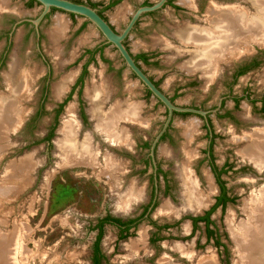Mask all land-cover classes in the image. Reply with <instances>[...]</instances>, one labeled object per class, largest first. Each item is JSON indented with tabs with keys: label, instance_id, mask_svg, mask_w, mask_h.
Wrapping results in <instances>:
<instances>
[{
	"label": "rangeland",
	"instance_id": "374dc122",
	"mask_svg": "<svg viewBox=\"0 0 264 264\" xmlns=\"http://www.w3.org/2000/svg\"><path fill=\"white\" fill-rule=\"evenodd\" d=\"M5 1L18 17L35 19L41 10L35 2L27 5L26 0ZM72 1L97 6L95 8L102 12L101 15L112 28L120 32L137 7L147 3L152 4L157 0ZM184 1L186 0H171V3L162 10L144 15L125 41V45L134 56L142 54L147 57V64L138 61L146 75L176 105L208 109L213 107L217 98L228 89L227 85L231 81L233 70L255 59L257 62L255 67L237 78L232 85V94L241 96L247 93L251 99L264 95V40H250V43L247 42V52L243 50L241 55L231 57L224 62L218 63L226 54H218L214 51L215 54L212 53L208 57L210 64L203 68L211 69V73L216 69L217 73L214 71L210 81L209 79L207 81L204 69L189 72L185 67L191 62L196 63L198 58L205 59L206 56L203 53L206 47L187 43L180 38L181 32L185 29H210L206 16L209 6L223 10L240 9L242 15L254 18L257 5L252 0L251 3L248 0H188L191 4L187 6ZM109 3L114 4L107 8ZM57 19L65 22L66 26L64 37L56 43L51 40L49 34L54 29ZM0 27L5 29L6 25L0 24ZM26 30L25 26L16 29L7 59L5 58L4 64L0 67V94L6 91L3 74L8 71L10 63L14 62L21 69L30 68L35 72L34 83L29 88L30 97L20 102V106L26 111L21 126L7 132L6 139L0 141V189L8 187L9 190L7 196L0 195V235L13 233L16 229L15 236L19 238L17 240L15 238L18 249L15 254L10 252L9 243L2 242L5 238H0V264H3L4 260L10 264L8 262L14 261L13 259H15L13 263L16 264H90V245L94 233L89 227L104 213L105 208H108L111 213L121 215H125L123 211L128 210L127 213L130 214L137 212L149 197L152 170L147 163L133 165L125 160L126 165L123 164V168L125 166L127 169L120 182L121 191H125L131 183H135L139 189H143L145 197H142L141 201L132 203L127 210H120L116 204L117 199L110 193L105 176L98 175L100 173L83 165H66L65 167L54 146L59 136L55 133L59 130L69 107L73 108L74 118L79 126L78 102L75 93L57 118L51 146H46L45 135L55 124V107L58 101L67 97L73 81L79 75L80 68L87 59L84 51L93 50L96 47L102 49V56L96 54L95 62L87 68L88 73L82 85L84 94L87 86L105 82L109 85L110 91L113 86L120 90L121 102L127 101L140 105V114L147 122V126L146 123L143 126H130L132 144L140 143L143 139L150 142L165 120L166 112L151 96H147L143 86L125 68L115 49L104 44V39L90 24L80 17L51 11L40 26L42 39L39 47L51 67V75L47 83L48 93L43 102V112L37 115L46 84L47 69L36 50L34 36L30 34L24 38ZM4 42V39H0V53ZM214 43V41L208 43V48L215 46ZM228 52L232 51L228 50ZM67 77L72 78L71 82L67 83L61 95L55 94L56 87L58 88L61 81ZM213 79L215 80L212 82ZM82 100L86 108L85 96H82ZM225 107L231 110L232 102L227 100ZM258 107V103L247 104L240 99L238 107L231 110L233 120L212 116V129L215 133L212 145L213 160L218 168L224 162H228L231 166L222 179L232 202L228 203L223 210L218 208L212 213L211 219L217 227H209V229L214 232L216 230L212 236L219 237L226 251L222 247L215 246L213 241L207 240V230L202 224L198 227L187 226L189 214L185 213L200 212L209 207L218 195V187L213 183L205 161L204 149L207 140L202 120L193 115H174L169 131L170 138L160 142L156 151V161L162 174L159 182L160 195L150 217L158 225L175 223V227L162 231L164 241L159 244L162 249L159 247L155 258H142L144 255L141 251L149 254L145 247L147 236L145 228L150 229L147 222L144 221L139 225L129 241L124 240L119 244L114 240L116 231L106 229L102 237L101 249L107 261L102 264H158L162 258H167L175 264H198L202 258H212L216 264L235 263L237 253L226 220L231 213V215L234 214L236 223L241 221L243 215L240 208L243 201L250 197L252 192H257L264 186V175L259 174L264 170L259 172L252 163L241 157L239 153L245 142L235 143V138L255 130H264V116L259 114ZM188 125L194 127L192 140L187 146L193 154L190 160L193 176L198 180L201 190L207 191L208 177L213 186L208 205L198 211L181 209V182H179L177 169L186 159V139L183 133ZM146 153V150L139 149L131 152L137 162L142 161ZM25 158H29L27 160L31 163L24 172L20 173L18 167ZM248 162L259 173H256ZM166 181L169 191L167 195H163L161 190ZM166 202L178 209L177 215L169 217L158 213ZM141 231L144 232L143 245L138 244L136 257L133 260L129 259L125 245L140 239ZM180 248L184 249V253L191 255L192 259L189 260L188 254L185 255Z\"/></svg>",
	"mask_w": 264,
	"mask_h": 264
},
{
	"label": "bare ground",
	"instance_id": "6f19581e",
	"mask_svg": "<svg viewBox=\"0 0 264 264\" xmlns=\"http://www.w3.org/2000/svg\"><path fill=\"white\" fill-rule=\"evenodd\" d=\"M252 1L257 5L256 17L254 18H250L249 16V18H247L245 15H242L239 11L240 9L223 10L215 6H209L210 9L208 8L209 10L206 16L210 29L197 30L183 28L185 30L180 34L182 41L199 44L200 46L204 45L206 47V51L203 53V55L206 56L205 59L198 58L196 61L198 65L194 61L185 66L189 72L201 71L204 69V75L207 81L208 79L210 81L212 73L214 71L217 73L216 69L211 73V69H205L203 67L210 64L208 57L212 55V53L215 54L214 51H217L218 54H226L221 57L222 60L218 61V63L220 61L224 62L231 57L241 55L243 50L247 52V42L250 43V40H264V0ZM248 2L251 3V0H248ZM184 3L188 6L189 3L191 4V1L186 0ZM5 8H8L7 1L0 0V13H2ZM65 26V22L61 19H57L54 29L49 34L53 42L57 43L64 37ZM211 41L215 42V46L208 48L207 45ZM228 50L232 52H228ZM34 79L35 72L32 71V69H21L14 62L13 64L10 63L8 71L3 74V83L6 91L0 94V141L6 139L7 132L18 128L19 125L21 126L26 111L20 106V102L23 99H29V88L33 85ZM71 79V77H67L62 80L58 88L56 87V91L54 90L55 94L62 93L67 83L71 82ZM109 95L110 87L105 82L100 85L93 83L87 86L84 96L88 103V114L92 120H94L97 130L103 133L107 140L111 143H119L120 145L130 147V132L123 124L143 126L146 123L147 126V122L141 117L140 105L137 103H129L127 101L116 102L115 105H112L111 108L105 111L103 107ZM73 113V108L69 107L57 131L59 136L55 141V147L58 157H60L62 164H65V167L66 165H83L100 173L98 175L105 176L112 197L117 199L116 204L118 209L127 210L132 203L142 199L143 189L141 190L135 183H131L125 191H121V180L119 175L121 176V174L124 173L123 164L115 161L114 158L112 159L108 154L104 156L103 165L98 161L97 155L99 152H96L98 147H94L91 137L89 138V136H86L81 141L78 140L79 126ZM120 124H122V126ZM193 133V126L188 125L185 127L183 135L186 139V159L177 169L179 182H181V209L185 211H198L207 206L209 203V195H211L213 191V186L209 177L207 179V191L205 192L200 189L199 182L194 178L193 172L191 171L190 160L193 154L187 146L192 140ZM241 141L245 142L244 147L239 153L241 157L252 163L259 172L263 171L264 130H255L250 133H245L242 137L235 138V143H240ZM27 159L29 158H25L23 159L24 161L22 160V162H20V167H18L20 173L24 172V169L29 167L31 161ZM11 191L12 190H10V192ZM8 192V187L7 189H0L1 196H7ZM240 211L243 215V219L238 221V223H236L237 221L235 222L234 214L231 215V213L226 220L228 231L232 237L231 239L235 252L237 253V260H235L234 264H264V186L259 191L252 192L250 197L243 201ZM158 213L160 215L166 214L170 217L177 215L178 209L166 202L158 210ZM15 230L13 233L0 235L1 239L5 238L2 242L10 244V252L13 254L18 251L15 241V238L17 240L18 237L15 236ZM140 234V239L134 242L132 241L130 245H125L129 259L133 260L136 257L138 244L143 245L144 232L141 231ZM18 243L19 242H17V244ZM181 250L184 253V249L180 248V251ZM184 254L187 255L188 253ZM187 257H189V260L192 259V256L189 254ZM10 259L12 258L10 257ZM13 260L15 261V259ZM14 261L8 263L16 264L13 263ZM4 263L7 264V261L4 260L3 264ZM158 264L175 263H172V261L170 262L167 258H162L159 260ZM198 264L216 263L212 258H202L201 262Z\"/></svg>",
	"mask_w": 264,
	"mask_h": 264
},
{
	"label": "flooded vegetation",
	"instance_id": "af4514ba",
	"mask_svg": "<svg viewBox=\"0 0 264 264\" xmlns=\"http://www.w3.org/2000/svg\"><path fill=\"white\" fill-rule=\"evenodd\" d=\"M31 3H34V1L26 0L27 5H29ZM170 3H171V0H169L166 5H169ZM143 5H150V4L147 3V4H143ZM95 7H97V6H95ZM52 11H56V10H52ZM99 13L102 14L101 11ZM150 14H152V13H150ZM147 15H149V14H147ZM47 17L48 16H46V18ZM24 19L26 20V19H31V18L16 16L14 14V12L12 10H10L9 6L2 13H0V24L6 25L5 29H3V27H0V39H4V41H5L2 52L0 53V67L4 64L5 58L7 59V55L9 53L11 45H12V37H13V35H14V33L18 27L25 26L27 28V30H26L24 38H26L28 35L32 34L34 36V39H35L34 42L36 43L37 36H36L35 30H34V26L31 23L26 22V21L19 23L15 27V30L12 33V36L11 37L9 36V34L11 33L12 28L15 26V24L18 21L24 20ZM41 24L39 25V42L38 43H40V40L42 39V34L40 31ZM36 50H37V48H36ZM84 53L87 56V59H86L85 63H83V65L81 66L79 75L73 81L71 88L68 91L67 97H65L63 100L57 102V106L55 107V110H54L55 124L51 129H49V131L45 135L46 146L47 147L51 146V144H52L51 138L53 137V134L55 133L54 131H55L57 118H58L59 114L61 113L65 104L69 101V99L75 93L77 96L76 98H77V102H78V119L80 122V123L78 122L79 126H80L78 140L81 141L86 136H89V138L91 137L92 144H94V147H96V148L98 147V149H99V150L97 149L96 152L97 153L99 152V154L97 155V158L101 164L103 163L104 156H107V154H108L112 159L114 158L115 161L121 162L124 165H126V162H125V160H126L128 162V164L134 165L137 163H144V164L147 163L151 166V170H152L151 178H150L151 188H150V192H149V197L147 198V200L144 203H142L143 205L140 206V208L137 210V212L130 214V213H127L129 211L128 210V211H123L124 213H126L125 215H121V214L111 213L108 208H105L104 213L102 215H100L99 217H97L96 220L89 227L91 232L94 233L93 237L91 238V245H90V264H95V263L102 264V263L107 261V259H106L107 257L105 256V254L103 253V251L101 249L102 237H103V234H104L106 229H112V230L116 231L114 240L117 244H119L121 241H124V240L129 241L130 238L132 237V235L137 231V228L139 227V225L141 223H143L144 221L147 222L149 225L148 227H150V229L147 227L145 228L146 233H147L146 240H145V242H146L145 247H146V251H148L149 254H145L144 251H141L142 254L144 255L142 258H144V257L155 258V257H157L159 249L160 248L162 249V247H160V245H159L161 242L164 241L162 231L163 230L168 231L170 227H175V223H164L162 225H158L150 217L152 211L156 207L157 200H158V197L160 195L159 182H160V175L162 174L160 166L158 165V163L156 161V151H157V148H158L160 142L170 138L169 131H170L171 127L161 137L159 143L155 147L154 158H155L156 167H157V170H156V181L157 182L155 185L153 163H152L151 157L149 156L150 145H151V142L154 139V137L150 140V142H147L146 140L143 139L142 142H140V143H133V144L131 143L130 147H127L126 145H120L119 143H111L109 140H107V138L105 137V135L103 133H101L97 130V128L95 127L94 120H92L91 118H90L91 120L89 119L90 115L86 111V108L88 110V106H87V104H85V106H86V108H85L84 102L82 100V96H83L82 92L84 90V88L82 89V85L84 82V77L88 73V69H87L88 66L91 63L95 62V60H96L95 55L96 54H100V56H102V49L100 47H96L93 50H86V51H84ZM39 56H40V54H39ZM40 58H41V56H40ZM134 58H135V56H134ZM42 62H43V64H45V66H47V62H45L43 60H42ZM136 62H138V61H136ZM256 63H257L256 60L252 59L248 63H244L240 66H237L236 69L233 70V73L231 75V77H232L231 81L227 85L228 89L226 90V92L224 94H222L221 96H219L217 98L216 103L213 107L206 109V108H202V107H196V106L192 107L191 106V108L201 109L204 111L215 110L218 108L219 99H221L220 107L218 108V111L215 114L208 113L206 115V120L200 116H196L202 120L204 129L206 131L207 145H206V148L204 149L205 161L207 162V165H208V169L210 172L209 175L211 176L213 183H215L218 187V195H216L214 201H212V203L206 209H203L202 211L195 212V213L194 212H186L185 214H187V215L189 214L187 216L189 219V223L187 224V226L188 227H198L199 224H202L204 227H206V230H207V240L213 241V244L215 246L222 247V249L225 251H226L225 245L220 242L219 237L212 236L216 232V230L214 232L211 229H209V227H217L216 224L211 219L212 213L215 210H217L218 208L223 210L224 207L228 203L232 202L228 196L227 189L224 186V182L222 179V176L228 173L231 166L228 162H224L223 165L220 168H218L217 165L214 163L213 154H212V145H213V142L215 139V133L212 129V118L213 117H215V118L223 117V118H226L229 120H233L231 110H235L238 107V103H239L240 99L244 100V102L247 104L256 105L258 103L259 104V107H258L259 108V114L264 116V95H262L261 97H258V98L251 99L247 93H243L241 96L233 95L232 89H231V87L235 83L236 79L239 78L240 76H242L243 74H245L246 72H248L249 70H251L252 68H254ZM110 68L111 67L108 64V69H110ZM50 75H51V67H50V71L49 72L47 71V74L45 76L46 84L44 85V90H43L44 92H43L42 100H41L42 102H41L40 107L36 113L37 115H40L43 112V109H42L43 108V102L46 99V95L48 93L47 83L50 79ZM214 80L215 79H213L212 82ZM155 85L158 87V85L156 83H155ZM144 92L147 94V96H151V94L145 88H144ZM227 100H230L232 102L233 107L231 108V110L226 109V107H225V103ZM121 101H122V98H120V90L116 89L113 86L112 90L110 91L109 98L105 101L106 104L104 103L105 106L103 108L105 111H107L109 108L112 107V105H115L116 102L119 103ZM158 104H159V102H158ZM108 105H110V106H108ZM159 105H161V104H159ZM140 112H141V110H140ZM174 115H191V114H174ZM193 116H195V115H193ZM120 125L122 126V124H120ZM123 126L128 128V130L130 132V126L131 125L123 124ZM85 131H87V133H84ZM129 135H130V133H129ZM130 140H131V138H130ZM134 149L146 150L147 151L146 157L142 161L137 162V160H135V157L133 156V154H131L132 150H134ZM250 165L256 173H259L257 171L258 170L257 168H256L257 169L256 170L252 164H250ZM126 169L127 168L124 166V173L126 172L125 171ZM259 174L264 175V172H261ZM119 177L121 180L120 182H122V180L124 178V174L122 173L121 176L119 175ZM222 188L224 189V194H223ZM156 190H157V194L155 193ZM161 191L163 192V195L168 194L169 185H168L167 181H166V184ZM144 194L145 193L143 191V198L145 197ZM223 197L228 199V201H226L224 204L219 202V200ZM143 198H142V200H143ZM223 225L226 227L225 224H223ZM217 236H218V234H217ZM151 249H153L154 251H150ZM157 259H156V261H157ZM156 261H155V263H156Z\"/></svg>",
	"mask_w": 264,
	"mask_h": 264
},
{
	"label": "water",
	"instance_id": "95a60500",
	"mask_svg": "<svg viewBox=\"0 0 264 264\" xmlns=\"http://www.w3.org/2000/svg\"><path fill=\"white\" fill-rule=\"evenodd\" d=\"M41 7L39 15L35 19H24L18 21L15 26L12 28L9 36H12V33L15 30V27L23 22H29L34 26L36 33V48L38 53L41 55L42 60L47 62L46 58L40 51L39 48V25L44 21L46 16L50 14L52 10H56L65 14H70L76 17L82 18L85 22L90 24L104 39V44L112 46L117 52L118 56L123 62V65L132 74L139 84H141L150 94L151 97L159 102L166 112V118L163 121L159 131L154 136V139L150 145L149 156L152 159L153 168H154V181L156 185V162L154 158L155 147L159 143L161 137L167 132L170 128L174 114H191L195 116H200L206 120V115L208 113L215 114L220 107L221 99L218 101V108L215 110L204 111L201 109H195L191 107H181L176 105L155 83L146 75L143 69L140 67L138 62H136L134 55L129 51L125 45V41L129 38L131 33L135 30L138 21L147 14L160 11L168 3L169 0H157L150 5H143L137 7L133 13L130 15L127 23L124 25L123 29L120 32H117L112 28L109 22L99 13V10L95 7H91L84 3L75 2L72 0H32ZM47 71H50V66L47 62L46 66ZM84 96V90L82 92ZM88 106V103H87ZM88 112V110H87ZM57 134V132H56ZM55 146V145H54ZM57 169H59L57 167ZM157 194V190L155 192Z\"/></svg>",
	"mask_w": 264,
	"mask_h": 264
},
{
	"label": "trees",
	"instance_id": "16d2710c",
	"mask_svg": "<svg viewBox=\"0 0 264 264\" xmlns=\"http://www.w3.org/2000/svg\"><path fill=\"white\" fill-rule=\"evenodd\" d=\"M113 4L114 3H109L108 6H107V8H110L111 6H113ZM90 6L91 7H95L93 5H90ZM135 59H136V61H142L145 64H147V61H148L147 57L145 55H142V54L135 56ZM222 191H223V194H224V189L223 188H222ZM226 201H228V199H226L225 197H223V198H221L219 200V202H221L222 204H224ZM95 264H98V263H95Z\"/></svg>",
	"mask_w": 264,
	"mask_h": 264
},
{
	"label": "crops",
	"instance_id": "0c3cea01",
	"mask_svg": "<svg viewBox=\"0 0 264 264\" xmlns=\"http://www.w3.org/2000/svg\"><path fill=\"white\" fill-rule=\"evenodd\" d=\"M188 43V42H187Z\"/></svg>",
	"mask_w": 264,
	"mask_h": 264
}]
</instances>
